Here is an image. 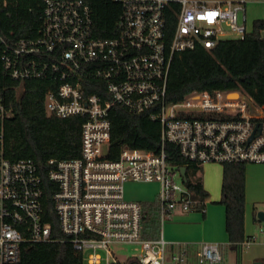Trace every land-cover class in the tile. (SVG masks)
<instances>
[{
  "label": "built area",
  "instance_id": "2783aa9c",
  "mask_svg": "<svg viewBox=\"0 0 264 264\" xmlns=\"http://www.w3.org/2000/svg\"><path fill=\"white\" fill-rule=\"evenodd\" d=\"M23 1L0 0V8L10 15ZM115 1L123 13L120 35L111 40L94 36L84 0H44L40 22L28 37L0 27L4 73L20 85L46 82L48 115L83 118L80 156L49 161L62 233L53 237L52 225L43 220L39 167L5 155L3 123L10 114L0 104V264H19L25 243L58 242H69L89 264H125L111 250L123 245L137 248L131 258L140 264H225L218 243L173 246L162 228L156 238L148 237V211L143 202L126 198L125 185H160L155 201L163 227L175 212H191L199 204L180 169L169 163L166 147L199 165L264 164V106L247 93L205 91L176 103L166 99L175 56L213 49L227 35L243 39L249 34L247 5L264 0ZM115 106L149 112L161 125L160 150L124 147L117 160L108 159ZM259 234L264 236V222ZM256 241L251 236L242 245Z\"/></svg>",
  "mask_w": 264,
  "mask_h": 264
},
{
  "label": "trees",
  "instance_id": "16d2710c",
  "mask_svg": "<svg viewBox=\"0 0 264 264\" xmlns=\"http://www.w3.org/2000/svg\"><path fill=\"white\" fill-rule=\"evenodd\" d=\"M90 7L94 36L103 40L120 35L119 20L122 5L115 0H84ZM44 0H25L11 8L7 15L0 8V27L15 31L16 37L33 35L31 30L40 22ZM264 20L253 22L252 32L243 39H225L210 50L197 48L177 54L172 63L166 99L182 101L193 92H245L259 106H264ZM48 84L28 81L20 85L4 73L0 55V104L10 116L5 118V155L11 161L31 159L43 178V220L52 225L53 237H62L54 207L57 185L49 179L53 166L50 160L78 158L82 143L83 118H59L48 115L45 95ZM112 140L108 159L117 160L124 147L159 151L161 125L150 119L149 112L132 114L115 106L111 111ZM169 163L186 169V186L199 201L196 211L205 209L209 194L204 189L200 173L203 165L186 162L172 147H166ZM247 163L224 164L220 204L226 208V230L231 248L236 253L235 264H242L245 241L246 168ZM148 214V213H147ZM151 216V215H150ZM148 215L146 220L148 223ZM158 213L150 226L153 237L159 234ZM154 229L157 231L155 232ZM149 236V233H147ZM194 250V248H193ZM19 264H84L83 255L69 242L25 243ZM125 264H140L130 258Z\"/></svg>",
  "mask_w": 264,
  "mask_h": 264
},
{
  "label": "crops",
  "instance_id": "0c3cea01",
  "mask_svg": "<svg viewBox=\"0 0 264 264\" xmlns=\"http://www.w3.org/2000/svg\"><path fill=\"white\" fill-rule=\"evenodd\" d=\"M263 19L264 18H260ZM205 164L200 173L204 189L209 194L203 211L175 212L171 219L162 227L164 239L173 246L189 244L199 246L203 242L218 243L223 248L225 264L227 251H235L229 243L226 230V208L220 204L222 195L223 166ZM160 189L157 183H150ZM157 191V192H158ZM126 196V193H125ZM127 197V196H126ZM157 197V195H156ZM127 199L132 200L127 197ZM137 199L140 202H152ZM258 212H264V164H248L246 168V211H245V238L257 237V241L249 247H243L242 264H264V236L259 234L260 221Z\"/></svg>",
  "mask_w": 264,
  "mask_h": 264
},
{
  "label": "rangeland",
  "instance_id": "374dc122",
  "mask_svg": "<svg viewBox=\"0 0 264 264\" xmlns=\"http://www.w3.org/2000/svg\"><path fill=\"white\" fill-rule=\"evenodd\" d=\"M264 18V3H250L247 5V28L248 33L252 32L253 29V22L257 19ZM264 37V32H263ZM227 39H234L233 35H227ZM213 166L220 167L221 164H214ZM177 182H180V178L177 177ZM158 187L156 185L150 184V183H128L125 185V193L126 196L132 200H147L150 201L154 198H156V195L158 194ZM126 197V198H127ZM147 211H148V223H147V229L149 236L153 237V234L150 230V226L153 225V220L156 219V201L152 202H145L144 203ZM151 215V216H150ZM158 226L162 228V225L160 222H158ZM154 231L156 232L157 229ZM112 252L115 254V256L119 259L120 263L127 262L131 257H133L135 254L138 253L137 248L134 246H112L111 247ZM103 255V258L105 257V253L101 252ZM227 261L228 263H234L236 261V255L232 251H227ZM84 264H89L87 258L84 259ZM104 264V263H103Z\"/></svg>",
  "mask_w": 264,
  "mask_h": 264
},
{
  "label": "water",
  "instance_id": "95a60500",
  "mask_svg": "<svg viewBox=\"0 0 264 264\" xmlns=\"http://www.w3.org/2000/svg\"><path fill=\"white\" fill-rule=\"evenodd\" d=\"M231 97H233V98H237V97H238V93H233V94H231ZM252 139H253V137H251L250 140H252ZM180 172H181V175H182V177L184 178V180H186V169H185V168H182V169L180 170ZM257 217H258V220H259L260 222H264V212H258Z\"/></svg>",
  "mask_w": 264,
  "mask_h": 264
}]
</instances>
